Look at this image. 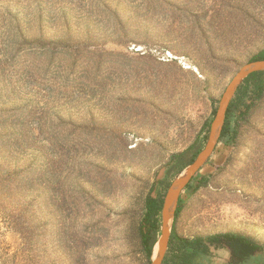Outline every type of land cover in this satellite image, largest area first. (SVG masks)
<instances>
[{"label": "rangeland", "instance_id": "rangeland-1", "mask_svg": "<svg viewBox=\"0 0 264 264\" xmlns=\"http://www.w3.org/2000/svg\"><path fill=\"white\" fill-rule=\"evenodd\" d=\"M255 55L264 0H0V264H151L146 201L205 147ZM237 91L180 195L176 263L231 264L206 242L221 233L264 263V79Z\"/></svg>", "mask_w": 264, "mask_h": 264}, {"label": "water", "instance_id": "water-1", "mask_svg": "<svg viewBox=\"0 0 264 264\" xmlns=\"http://www.w3.org/2000/svg\"><path fill=\"white\" fill-rule=\"evenodd\" d=\"M256 72H264V60H256L245 63L232 77L219 101L216 116L210 124L205 147L189 165L179 172V174L170 184L167 193L163 198L160 211L162 228L160 237L156 241L151 253V264H162L168 248L171 227L174 222L175 211L180 195L197 174V172L207 162L215 146L217 145L222 133L226 111L235 92L249 75Z\"/></svg>", "mask_w": 264, "mask_h": 264}, {"label": "trees", "instance_id": "trees-1", "mask_svg": "<svg viewBox=\"0 0 264 264\" xmlns=\"http://www.w3.org/2000/svg\"><path fill=\"white\" fill-rule=\"evenodd\" d=\"M256 60H264V56H258L255 55L251 57L248 62L251 61H256ZM264 79V72H256L252 73L249 75L244 81L243 84H247L250 81L253 82L254 86H256L257 90L259 91L262 85ZM238 92V91H237ZM231 107V104H229L228 109L226 111L225 115V121L222 129V133L220 136V139L226 134L227 132V114L229 111V108ZM5 113V112H4ZM2 113V114H4ZM210 126L207 125V130L209 131ZM8 138L6 135H1L0 139H6ZM219 139V141H220ZM218 141V142H219ZM193 180V179H192ZM191 180V181H192ZM189 186V184L186 186V188ZM163 199L156 200L152 197H148L146 201V207H147V212H146V218L148 220L152 219V223L150 224L151 227L155 226L157 223V217L160 215L161 207H162ZM180 207L177 206L176 211H175V218L173 224H175L177 215L179 213ZM142 235V242L144 249L147 253V255L150 252V248L148 245V237L146 232H141ZM173 239H170L169 245H168V252L165 254L164 259L162 261V264H179L176 263V258L178 257L177 250L178 249H173ZM201 240H197L196 242L199 243L198 246L200 245ZM207 245L213 246L214 248H224L228 247L230 248V254H229V261L231 264H245L251 256H253L256 252H259L262 250V247L257 244L256 242L252 241L250 238L242 235H235V234H230V233H221V234H215L213 236H210L206 239ZM203 250H206V246L202 247ZM149 257V255H148Z\"/></svg>", "mask_w": 264, "mask_h": 264}]
</instances>
